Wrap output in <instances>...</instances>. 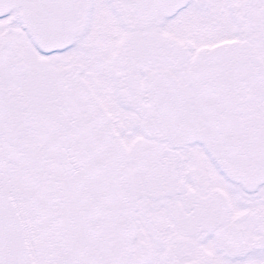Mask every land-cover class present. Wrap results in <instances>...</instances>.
Returning a JSON list of instances; mask_svg holds the SVG:
<instances>
[{"label": "snow or ice", "instance_id": "obj_1", "mask_svg": "<svg viewBox=\"0 0 264 264\" xmlns=\"http://www.w3.org/2000/svg\"><path fill=\"white\" fill-rule=\"evenodd\" d=\"M0 264H264V0H0Z\"/></svg>", "mask_w": 264, "mask_h": 264}]
</instances>
